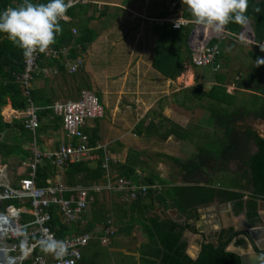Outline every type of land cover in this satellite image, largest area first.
I'll use <instances>...</instances> for the list:
<instances>
[{
    "label": "crops",
    "instance_id": "obj_1",
    "mask_svg": "<svg viewBox=\"0 0 264 264\" xmlns=\"http://www.w3.org/2000/svg\"><path fill=\"white\" fill-rule=\"evenodd\" d=\"M165 2L167 4L161 6L160 0H157L151 7V0H75L69 8L77 4H81L82 7L74 9L73 16L66 14L68 20H60L72 22V32L75 28L77 33L74 34L77 35L80 29H88L91 34L93 33L91 42L75 59H65L67 67L65 75L59 73L56 67L47 66L51 72L36 74L30 90L41 91L40 95L43 99L41 101H51L48 106L46 105L47 108L52 109L55 116L62 118L54 111V104L80 97L67 93L69 89L74 86L76 89L81 84V81L75 82L72 86L71 83L66 82L68 69L78 57L84 62L88 55L89 63L78 69L88 76L82 85L86 88L90 87L87 89L95 92L97 96L100 94L105 96L107 100H110L109 96L115 93L118 104L114 102L111 116L104 115L100 119L88 120L83 127L89 137L92 157L83 161L95 167L103 156L104 169L102 177L94 182L88 180L91 185H75L89 189L86 211L79 220L71 223L65 221L58 210L56 215L71 229L65 236L80 233L84 229L91 234L90 241L82 249L79 264H165L163 259L167 250L163 246V241L168 239V235L157 225L168 222L195 226V229L183 228L181 236V242H185V254L193 260L200 256L203 244L217 242L222 230L233 229L238 234L227 250L240 251L246 255L249 264H264L258 261L257 256V253L264 250L263 199L259 200L260 223L250 228L245 213L235 214L230 201L216 197L210 203L199 206L196 215L189 217L173 204L172 195L167 191L172 187L188 184L185 181V173L171 157L187 160L198 153L201 146L205 147L204 145L213 142L224 147L229 144L230 138L222 132L215 133L209 128L210 130L205 131L207 136L200 133L191 135L193 141H190L199 145L197 152H190L186 147L180 149L183 141L190 137L188 135L190 118L186 119L187 124L183 123L184 117L180 111L191 109L188 104L183 103L184 101L188 103L189 87L194 86L180 87L181 80L184 77L189 78L191 71L194 70L196 78L199 79L197 85L204 91H208L216 81L212 66H208L209 74H204L200 70L201 67L195 68L188 60V50L193 55L195 39L191 38L190 34L193 29L195 30L196 25L187 5H183L182 0H165ZM158 11L161 13L168 11L170 14L162 16ZM187 12L188 16L185 15ZM177 17L189 21L188 25L183 26L190 29L186 44L182 42L180 46V51L187 60L182 76L169 79L157 70L153 62L161 36L159 29L166 25L173 28L171 19ZM250 27H252L250 19L243 24L239 33L234 34L226 31L225 27L221 32H214L200 25L203 37L207 36L209 41L213 38L218 39L216 44L221 49V67L215 72L226 75L224 86L228 93L236 97L235 107L245 105L253 108L259 104L256 97L258 95L264 101V65L256 66L258 58L264 59V41L257 42L253 27L251 29ZM171 44L169 39H164L162 48L170 49ZM69 48V46L64 47L62 52L66 54ZM98 57L104 60L103 68L99 64ZM130 84H136V87ZM82 85L78 87L81 91ZM179 91H186L185 96L181 94L182 97L177 98L176 94ZM125 99L130 101V106H135L134 110L123 103ZM34 107L38 116L41 107L36 105ZM2 115L7 122H11L13 118L24 120V111L15 110L11 103L3 108ZM163 119H167L164 120L165 128L159 122ZM39 121L41 125L42 122L48 123L49 119L45 117ZM152 122L154 124H151ZM239 125L243 128L250 127L264 139V119L255 118L251 114L239 121ZM32 133V139L28 142L30 153L25 159L22 160L21 157L17 159L11 155L12 157L6 160L0 154L1 188L4 184L18 186L20 180L29 175L30 169L26 163L30 164L33 161L31 144L34 139L38 148L43 151L54 150L62 143L76 142V139L66 136L63 119H60L59 127L56 129L49 126L40 135L37 130L35 134ZM91 139H94L92 145H90ZM249 147L252 153L256 152L257 148L253 140L249 142ZM106 156L110 160L107 169L103 167ZM14 161H18L17 166H13ZM123 166L134 169L135 179H130L136 185L148 186L147 192L139 193L138 198L130 202L123 198L125 193L116 187L117 180L123 177L120 175ZM242 166L239 160L233 159L227 164H220V171L217 173L223 174L224 170L229 176L239 171ZM216 174L211 175L213 179L210 181L211 186L222 188L221 178L216 180ZM55 177L56 173L47 181L52 182ZM149 179L153 182L148 183ZM206 179L210 180L208 177ZM229 189L234 188L230 186ZM20 207L22 211L30 213L24 205ZM244 227L249 231L252 242L243 235L242 231H239ZM26 235L18 243L19 245L25 242ZM240 238L245 240L244 245H235L236 240ZM19 253L20 251H12L11 255L17 256ZM26 260L29 259H21L19 264H23Z\"/></svg>",
    "mask_w": 264,
    "mask_h": 264
},
{
    "label": "trees",
    "instance_id": "obj_2",
    "mask_svg": "<svg viewBox=\"0 0 264 264\" xmlns=\"http://www.w3.org/2000/svg\"><path fill=\"white\" fill-rule=\"evenodd\" d=\"M33 3H43L46 0H32ZM22 3V0H0V11L9 7H17ZM77 7H82L81 4L68 8L66 14L73 16V11ZM252 21V27L257 42L264 41V0H248V8L245 13ZM188 16L187 14H185ZM61 32L55 37V43L50 45L53 49L58 51L57 57H47L45 53H39L38 64L41 67L53 66L56 67L59 73L65 75L67 67L65 59H75L82 51L86 50L91 42L93 33L86 28L80 29V33L74 34L71 29V23L68 21H58ZM244 23L230 22L225 26L226 31L230 33H239ZM190 29L180 28L174 30L170 25L161 27L159 29L160 41L156 49L154 58V66L159 72L169 79H176L185 68L186 56L180 51L181 43L186 44V39L189 35ZM164 39L171 41V48H162ZM179 41V42H178ZM218 39H211L210 45H214ZM178 43V44H177ZM69 46L68 52L64 54L62 49ZM187 47V46H186ZM221 51V49H220ZM188 60L192 63V52L188 50ZM221 53L219 56V60ZM197 68L196 66H194ZM25 57L22 50L13 44L7 35L0 33V154L6 159L9 154L21 153L23 148L18 144V140L13 138L22 136L24 141H31L32 135L24 125V120L20 118H13L11 122H7L2 115L3 108L11 103L12 107L18 111H25L31 103L40 106L38 117L42 121L45 117L49 119L48 123L42 122L38 127V134L50 127L55 129L59 127L61 117L55 116L52 109L47 108L51 101L43 102L39 90H28V93L23 89L21 76L24 73ZM73 74V78L75 73ZM214 84L208 91H204L199 85L189 87L188 103L184 101L183 104H188L190 108L195 103L203 108H208L211 112L213 120V131L215 133H224L229 136V144L221 147L210 142L205 147L201 146L199 152L194 154L187 160H181L171 157V159L183 170L186 185L175 186L170 188L169 194L172 195L173 204L184 214L193 217L197 213V209L201 205H205L213 201L216 197L224 201H230L233 204L235 214L245 213L247 225L250 228L256 227L260 223L259 216V200H264V139L250 127H241L239 121L244 120L245 117L253 114L255 118L264 119V101L258 98L257 109L248 108L245 105L234 106L236 97L227 92L224 86L226 75L215 72ZM87 88H90L87 86ZM45 98V97H44ZM260 100V101H259ZM192 104V105H191ZM43 105L45 107H43ZM47 105V106H46ZM198 106V105H197ZM52 116V117H51ZM51 117V119H50ZM167 119L160 120V125L164 126ZM151 124H154L152 122ZM142 125V124H141ZM140 125V126H141ZM176 125V124H174ZM177 127V125H176ZM180 128V127H179ZM167 129V128H166ZM33 134V133H32ZM15 141L14 152L8 151L9 143ZM253 140L256 145V152L252 153L249 147V142ZM13 141V142H14ZM94 144V139L90 140V145ZM25 157L29 155L24 152ZM10 156V155H9ZM239 160L243 166L239 171L226 175L223 170L221 184L222 188L211 186L212 176L220 171L219 165L227 164L230 160ZM103 156L97 162L95 167L89 165V162L79 161L71 163L65 170L66 183L69 186L83 185L89 186L91 182L99 179L104 174L102 168ZM216 162V163H215ZM215 163V164H214ZM18 161H14L13 166H17ZM246 167V169L244 168ZM56 173V168L49 161H44L37 165L36 168V184L37 186H47V181L52 175ZM120 175L128 179H135L136 174L134 169L128 166H123ZM206 177L210 180L207 181ZM133 181V180H132ZM153 181L149 179L148 183ZM210 182V183H208ZM135 183V182H134ZM232 186L236 190H230ZM12 204L16 207L22 206L18 200L7 199L1 204V211H5L6 207ZM24 206L31 209L29 202ZM52 215L48 225L56 232L58 238L64 237L70 233L71 229L64 224L58 215H56L57 207L51 206L49 209ZM34 219V216L28 212L21 213L19 223L22 224V234L11 240V242L20 243L24 235L28 232L29 224ZM168 235V239L163 241V246L167 252L164 256L163 262L165 264H243L241 255L236 252L228 251L229 244L237 236V232L233 229H224L219 233L217 242H207L203 244V248L198 259L193 260L185 254V242H181L183 228L188 227L195 229L192 224H176L172 222L158 224ZM84 229L81 232H86ZM36 240V237L32 238ZM245 240L237 239L235 245H244ZM41 252L40 247H36L34 253ZM31 263V259L26 260L23 264ZM79 264V263H78Z\"/></svg>",
    "mask_w": 264,
    "mask_h": 264
},
{
    "label": "built area",
    "instance_id": "obj_3",
    "mask_svg": "<svg viewBox=\"0 0 264 264\" xmlns=\"http://www.w3.org/2000/svg\"><path fill=\"white\" fill-rule=\"evenodd\" d=\"M74 2L75 0H71L70 6ZM60 20H68L66 13L64 18ZM171 22L175 29H180L189 23L188 20L182 17L171 19ZM73 33H77L75 28H73ZM209 43L210 41L206 37L199 38V36L195 35L192 64L196 67L212 66L214 71H218L221 67L219 60L220 47L217 44L210 45ZM45 55L47 57H57L58 51L49 46ZM38 57L39 53H36L30 58H25V68L21 79L26 93H28L36 74H49L51 72V69L39 66ZM82 63L83 60L78 57L75 63L69 67V73H75ZM54 72L56 73L57 71ZM54 111L62 116L63 130L66 136L76 139V142L62 143L54 150L43 151L38 148L36 139H34L31 144L33 161L30 164L26 163V166L30 169L29 175L22 178L18 186L13 187L4 184L2 188L0 187L1 203L7 199L18 200L21 205L29 202L31 205L29 212L34 216V219L27 224L30 226V231L26 235L25 242L19 245L16 242H11V240L18 237L22 232V225L19 221L21 213L25 211H22V207L9 204L4 211V215H0V232L6 231V234L2 235L3 241H5V237L7 248L11 253L12 251H20L21 253L17 256L11 255L13 259L10 260L9 258L8 262L4 256L0 255V264H19L21 259L26 258L31 259V264H57V260L51 254L34 253L35 248L39 246L37 241L47 235L64 241L68 251V255L64 259L68 264H78L82 258L83 247L91 239L89 232H80L58 238L56 232L48 225L52 217L48 209L51 206L57 207L60 216L68 223L79 220L86 211L89 203V189L83 186L71 187L67 185L65 170L71 163L92 158L89 137L84 132L83 127L88 120L104 117L105 109L95 92L83 89L78 99L55 103ZM24 125L33 134L40 126L36 108L32 103L24 111ZM44 161H49L55 166L56 177L52 182L48 181L49 184L47 186H37L36 168L38 164ZM109 161L106 156L103 162L104 168L107 169ZM116 187L125 193L123 198L127 202L136 200L139 193H145L148 190V186H138L131 179L125 177L117 180ZM34 237H36V240H32ZM105 241H107V238H105Z\"/></svg>",
    "mask_w": 264,
    "mask_h": 264
},
{
    "label": "clouds",
    "instance_id": "obj_4",
    "mask_svg": "<svg viewBox=\"0 0 264 264\" xmlns=\"http://www.w3.org/2000/svg\"><path fill=\"white\" fill-rule=\"evenodd\" d=\"M70 3L71 0H46L43 3L22 0L19 6L0 11V33L7 35V39L22 50L25 58L45 53L61 32L58 20L64 18ZM182 4L187 5L195 24L214 32H221L230 22L245 23L248 19L245 14L248 0H182ZM259 65H264V59L256 60V66ZM37 243L43 253L51 254L57 260V264H68L64 259L68 255L64 241L47 235Z\"/></svg>",
    "mask_w": 264,
    "mask_h": 264
},
{
    "label": "rangeland",
    "instance_id": "obj_5",
    "mask_svg": "<svg viewBox=\"0 0 264 264\" xmlns=\"http://www.w3.org/2000/svg\"><path fill=\"white\" fill-rule=\"evenodd\" d=\"M157 0H151V7L153 6V5H155V2H156ZM160 2H161V6L164 4V5H166L167 3L165 2V0H160ZM158 14H160V15H162V16H164V15H168V14H170V12H168V11H163L162 13H161V11H158ZM196 25V28H195V30L193 29V31L191 32V34H190V37L192 38H195L194 36L195 35H197V36H199V38L200 37H202V38H204L203 37V32H202V29H200V25H197V24H195ZM207 37V36H206ZM86 55V54H85ZM102 57H104V56H102ZM102 57H98L99 59H100V62H99V64H100V66H102L101 68H103L104 66H103V64L102 63H104V60H103V58ZM93 59L91 58V61H92ZM87 62L89 63V56L88 55H86V57H85V59H84V62L80 65V68L81 67H85V65L87 64ZM190 68H192V67H190ZM209 68H208V66H206V67H201L200 68V70L204 73V74H209V70H208ZM158 70V69H157ZM159 71V70H158ZM54 74V73H53ZM251 75V74H250ZM47 76H49V75H47ZM67 76L68 77H66V82H68V83H71V85L73 86V85H75V82H80L81 81V84H80V86L85 82L84 80L86 79V77L88 78V76H86L83 72H80L79 70H77L76 72H75V76H74V78H73V74H71V73H68L67 74ZM182 76V75H181ZM187 76V75H186ZM87 81V80H86ZM182 81V84H180V87H183V86H186V85H189V86H192V85H197L198 84V82H199V79H197L196 78V73L194 72V70H192L191 71V76L189 77V78H187V77H184L183 78V80H181ZM131 82V81H130ZM80 86H78V87H80ZM83 86V85H82ZM130 86H134V87H136V84H130ZM206 86H208V84H206ZM76 88L75 89V86L73 87V88H71V89H69L68 91H67V93H71V95L73 96V94H75V95H77L78 97L80 96V89L81 88ZM82 89H87L85 86H83L82 87ZM185 93H186V91H184V92H178L177 94H176V97L178 98V97H182L181 96V94H183L184 96H185ZM110 100H107L106 99V97L105 96H103V95H98V98H99V100H100V102H101V104L104 106V109H105V115H107V116H111V112H112V108H113V105H114V102L116 101V99H117V96H116V94L115 93H112L110 96ZM175 97V96H174ZM173 97V98H174ZM116 103H117V101H116ZM123 103H126V105H129V107L130 108H132V110H134V108H135V106H130L131 104H130V101L127 99H125V100H123ZM123 103H122V106H124L123 105ZM118 104V103H117ZM192 105V104H191ZM198 105V106H197ZM192 108L190 109V110H183V111H180V114L184 117V122L183 123H185V124H187V122H186V119H189L190 118V121H189V129H188V135H190V137H187L184 141H183V144L180 146V149H183L184 147H186V148H189V150H190V152H192V151H195V152H197V148L199 147V145H198V143H192L191 141H193L192 139H193V137H191V135L193 136V135H196L197 133H200V135L202 134L203 136H207V134L205 133V131L206 130H210V129H213V118L211 117V115H210V111L208 110V108H203V109H201L200 107L201 106H199V104H197V103H195V105L194 106H191ZM257 107H258V105H255L252 109H257ZM177 109V108H176ZM151 112H152V110H151ZM100 119V118H99ZM180 121V120H179ZM210 128V129H209ZM187 135V134H186ZM208 138H209V136H208ZM14 140H18V144L20 145V147H22L23 148V150H22V152L21 153H12V156L14 155V157H16L17 159H19L20 157L22 158V157H25L24 155H25V153L24 152H28V142L29 141H24V139H22V136H16V137H14L13 138ZM10 140H12V139H10ZM14 140H12V142L10 141L9 143H11L12 145H9V149H8V151L10 150V152L11 151H13L14 149V145H15V141ZM191 140V141H190ZM14 141V142H13ZM191 142V143H190ZM189 144V145H188ZM25 147H27V149H25ZM14 152V151H13ZM194 152V153H195ZM10 155V156H9ZM8 155V157L6 158V160L7 159H9V158H11L12 156H11V154H9ZM192 155V154H191ZM217 173V172H216ZM215 173V174H216ZM222 174L221 173H217L216 174V180L218 179V180H220V178H222V176H221ZM30 229V228H29ZM29 229H28V231H29ZM4 240L6 241V238L4 237Z\"/></svg>",
    "mask_w": 264,
    "mask_h": 264
},
{
    "label": "water",
    "instance_id": "obj_6",
    "mask_svg": "<svg viewBox=\"0 0 264 264\" xmlns=\"http://www.w3.org/2000/svg\"><path fill=\"white\" fill-rule=\"evenodd\" d=\"M251 28H252V27H250V29H251ZM0 192H1V189H0ZM0 209H1V200H0ZM0 215H4V213L0 211ZM239 231H242V232H243V235H244L249 241L252 242V237L250 236L249 231H248L247 229H245V227H244L243 229H240ZM253 239H254V237H253ZM255 251H256V250H255ZM235 252H237L238 254L241 255L242 260H243V264H249V261H248L246 255L242 254L240 251H235ZM10 254H11V252L9 251L8 248L5 247V244H4V242H3V240H2V237H1V235H0V255L6 257L7 259L10 258V260H11V259H13V257H12ZM257 256H258V258H259L258 261H260V262H264V250L261 251V253H257Z\"/></svg>",
    "mask_w": 264,
    "mask_h": 264
},
{
    "label": "bare ground",
    "instance_id": "obj_7",
    "mask_svg": "<svg viewBox=\"0 0 264 264\" xmlns=\"http://www.w3.org/2000/svg\"><path fill=\"white\" fill-rule=\"evenodd\" d=\"M1 233V235H5L6 234V231H2V232H0Z\"/></svg>",
    "mask_w": 264,
    "mask_h": 264
}]
</instances>
